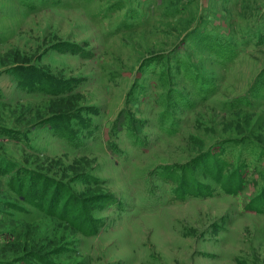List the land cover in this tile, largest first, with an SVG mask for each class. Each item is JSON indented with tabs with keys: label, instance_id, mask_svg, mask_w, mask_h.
<instances>
[{
	"label": "rangeland",
	"instance_id": "374dc122",
	"mask_svg": "<svg viewBox=\"0 0 264 264\" xmlns=\"http://www.w3.org/2000/svg\"><path fill=\"white\" fill-rule=\"evenodd\" d=\"M0 264H264V0H0Z\"/></svg>",
	"mask_w": 264,
	"mask_h": 264
}]
</instances>
